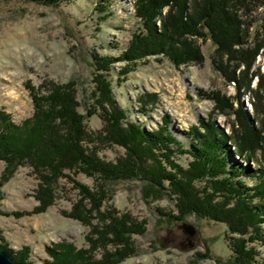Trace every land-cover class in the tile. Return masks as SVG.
Instances as JSON below:
<instances>
[{
	"label": "trees",
	"instance_id": "trees-1",
	"mask_svg": "<svg viewBox=\"0 0 264 264\" xmlns=\"http://www.w3.org/2000/svg\"><path fill=\"white\" fill-rule=\"evenodd\" d=\"M35 1L58 4L70 0ZM107 6L105 4V8ZM165 6L168 11L164 14ZM259 6L264 9V0H135L134 10L140 26L127 48L118 56L97 50L92 53L94 106L88 115L99 109L103 129L93 132L86 127L85 116L78 111L74 81L46 80L39 87L27 81L34 106L30 117L16 123L11 114L0 107V159L6 161V168L28 162L44 182L47 180L46 184L50 174L56 179L69 176L64 173L66 169H79L95 176L99 184L135 178L146 181L148 192L167 191L176 198L178 213H165L169 218L183 220L189 214H196L226 223L229 231L236 234L230 238L234 261L253 264L258 251L251 243L264 244V161L258 162L253 171L250 164L243 165L238 159L254 160L259 152L264 159V75L259 68L253 69L257 55L261 54L264 60V50L260 53L264 48V15L261 18L263 38L249 39L253 21L259 18L254 17L252 11ZM207 38L215 44V68L227 82L234 83L237 93L232 97L214 90L203 95L214 100V114H235L238 125L227 133L212 113L208 120L190 129L192 142L185 147L171 130L168 116L151 129L131 119L129 110L114 97L110 74L113 63L124 60L127 65L120 74L126 77L141 60L151 55H163L176 67L188 62L203 63L205 54L199 39ZM255 77H258L256 88L252 86ZM248 93L262 96L259 102L253 101L254 119L260 123L259 128L253 126L254 120L247 115L242 100ZM151 97L147 94L139 97L142 113L147 112ZM153 97L157 98V94ZM113 145L125 148V154L114 161L100 156L102 149ZM178 153L192 157L188 166L177 161ZM246 177L256 181L249 185ZM72 182L80 187L83 197L93 200V207L100 210L104 197L99 196L106 195L104 190L98 195L83 183L75 179ZM200 182L202 185H198ZM43 190L44 194L39 197L43 206L38 208L40 212L50 202L47 187ZM159 210L162 212L161 208ZM103 215L109 221L103 219L102 225L95 228V234L104 246L119 244L116 253L114 251L116 260L93 259L86 248L63 241L47 247L52 259L46 260V264H106L134 252L131 237L146 231L147 219L116 209L105 211ZM0 239H4L1 233ZM95 243L97 241L93 249ZM0 251H6L16 261L34 264L28 259V246L15 251L0 242Z\"/></svg>",
	"mask_w": 264,
	"mask_h": 264
},
{
	"label": "rangeland",
	"instance_id": "rangeland-1",
	"mask_svg": "<svg viewBox=\"0 0 264 264\" xmlns=\"http://www.w3.org/2000/svg\"><path fill=\"white\" fill-rule=\"evenodd\" d=\"M134 4L135 0H70L58 4L0 0V107L11 114L13 121L22 123L34 112L27 81L36 87L46 80L74 81L78 111L85 116L86 127L93 132L103 129L104 120L99 109L88 115L94 106L92 53L97 50L118 56L127 48L140 26ZM167 11L168 6H165L163 13ZM252 15L259 18L253 21L249 39L260 40L263 38V7H255ZM199 44L205 54L203 63L188 62L176 67L163 55H151L141 60L126 77L120 74L127 65L124 60L114 62L110 74L114 97L129 110L131 119L151 129L168 116L171 130L185 147L192 142L190 129L214 114V100L203 94L221 90L233 97L237 93L234 83L227 82L214 66L213 40L199 39ZM263 50L261 48L260 53ZM257 68L264 75L261 54L257 55L253 67ZM257 84L258 77H255L252 86L256 88ZM144 94L152 97L147 112L142 113L139 97ZM153 94H157V98ZM261 99L262 96L252 93L242 96L247 115L254 120L256 128L260 123L254 119L253 101ZM235 106L238 107L237 102ZM214 119L227 133L238 125L235 114L216 113ZM123 154L125 148L119 145L105 147L100 152V156L113 161ZM176 159L188 166L192 157L188 153H178ZM253 159L242 161L239 158L238 161L250 164L251 170L256 171L258 162L264 161L262 153ZM6 166V161L0 159V183L4 192L0 204V233L4 239L0 242L7 243L15 251L28 246V259L34 264H46V260L52 259L47 247L63 241L86 248L93 259L116 260L119 244L104 246L95 234V228L102 225L103 219L109 221L103 212L110 209L131 212L148 222L143 234L131 237L135 251L106 264H237L230 244V238L236 234L229 231L226 223L196 214H189L183 220L169 218L165 213H178L176 198L167 191L162 194L148 192L146 181L135 178L99 184L95 176L79 169H66L64 173L69 176L56 179L50 174L46 184L47 180L44 182L28 162ZM246 178L249 185L256 181ZM72 179L83 183L92 193L100 195L101 189L104 190L107 196H99L104 197L100 210L93 207V200L83 197L82 190ZM45 187L50 202L40 212L38 208L43 206L39 197L44 194ZM81 198L84 199L82 204L79 203ZM251 244L258 251L253 264H264V244L261 241Z\"/></svg>",
	"mask_w": 264,
	"mask_h": 264
},
{
	"label": "water",
	"instance_id": "water-1",
	"mask_svg": "<svg viewBox=\"0 0 264 264\" xmlns=\"http://www.w3.org/2000/svg\"><path fill=\"white\" fill-rule=\"evenodd\" d=\"M2 184L0 183V204L1 199L3 198L4 192L1 188ZM190 232H193V229L190 230ZM0 264H24L22 262L14 260L9 253L6 251H0Z\"/></svg>",
	"mask_w": 264,
	"mask_h": 264
},
{
	"label": "clouds",
	"instance_id": "clouds-1",
	"mask_svg": "<svg viewBox=\"0 0 264 264\" xmlns=\"http://www.w3.org/2000/svg\"><path fill=\"white\" fill-rule=\"evenodd\" d=\"M147 259V258H146Z\"/></svg>",
	"mask_w": 264,
	"mask_h": 264
}]
</instances>
